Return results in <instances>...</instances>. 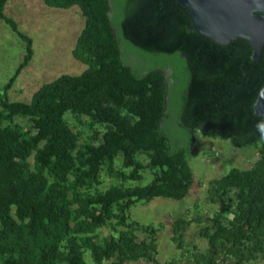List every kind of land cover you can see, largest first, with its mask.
I'll list each match as a JSON object with an SVG mask.
<instances>
[{"label":"trees","instance_id":"16d2710c","mask_svg":"<svg viewBox=\"0 0 264 264\" xmlns=\"http://www.w3.org/2000/svg\"><path fill=\"white\" fill-rule=\"evenodd\" d=\"M42 1L78 7L84 21L71 54L85 68L42 84L27 102L9 100L32 58V41L3 14L7 0H0V19L25 42L0 89V264L264 262V142L254 129L261 116L253 111L264 82V44L253 60L242 38L218 44L196 33L177 0ZM172 92L174 121L185 138L169 145L162 124L172 119L166 110ZM67 114L86 116L102 130L80 145ZM15 117L27 119L28 129ZM196 132L235 148L258 145V157L206 182L203 200L214 212L174 218L169 240L179 255L160 261L159 231L142 230L130 210L189 194L196 177L179 148L194 144ZM117 157L127 178L138 180L147 168L151 180L90 191L102 166L113 170ZM103 226L109 232L99 241Z\"/></svg>","mask_w":264,"mask_h":264},{"label":"rangeland","instance_id":"374dc122","mask_svg":"<svg viewBox=\"0 0 264 264\" xmlns=\"http://www.w3.org/2000/svg\"><path fill=\"white\" fill-rule=\"evenodd\" d=\"M2 12L14 23L17 31L24 33L32 41L31 61L16 77L8 91L9 100L27 102L42 84L52 81L61 74L76 75L84 70L85 66L71 54L84 21L77 6L62 9L47 6L42 0H7ZM24 53V41L16 35L9 24L0 19V89L13 74ZM128 64L132 65L130 62ZM181 67L175 68L179 79H183L184 76ZM177 105L176 95L172 92L170 109L169 102L166 104L167 113H172V119H164V126L162 124V132L168 134L169 145L185 138L174 121ZM66 116L72 130L77 134L80 145L90 142L88 137L102 130L99 125L92 126L86 116L77 117L71 114ZM14 121L20 123L23 129H28L27 119L15 117ZM195 136L196 141L189 148L183 146L179 148L186 153L196 177L189 194L178 201L156 198L148 203L140 202L130 210L131 218L141 223L142 230L143 227L153 226L159 231L160 261L179 255L169 240L170 223L174 218L178 216L198 218L202 214L214 212V207L207 205L203 200L206 182L224 175L233 167L248 168L258 157V145L235 148L226 138L208 137L200 132H196ZM140 160L146 162L143 156ZM120 163L121 158L117 157L111 171L104 164L99 174V183L90 191H104L111 186L119 185H143L151 180L152 176L147 168L140 170L141 176L138 180L127 178L129 169H124ZM225 216L229 215L225 213ZM142 230L135 232L144 237L148 236V233ZM108 232L107 226L99 228L96 231L98 240L102 241ZM188 241L189 238L186 242Z\"/></svg>","mask_w":264,"mask_h":264},{"label":"water","instance_id":"95a60500","mask_svg":"<svg viewBox=\"0 0 264 264\" xmlns=\"http://www.w3.org/2000/svg\"><path fill=\"white\" fill-rule=\"evenodd\" d=\"M183 5L196 33L218 44L244 39L251 59H258L264 44V0H177ZM264 89V82L259 92ZM253 103L256 116H264V99Z\"/></svg>","mask_w":264,"mask_h":264},{"label":"clouds","instance_id":"9594fccd","mask_svg":"<svg viewBox=\"0 0 264 264\" xmlns=\"http://www.w3.org/2000/svg\"><path fill=\"white\" fill-rule=\"evenodd\" d=\"M261 99H264V89L259 92L257 103ZM254 129L257 133L258 141L264 142V116H261L258 120H256Z\"/></svg>","mask_w":264,"mask_h":264},{"label":"crops","instance_id":"0c3cea01","mask_svg":"<svg viewBox=\"0 0 264 264\" xmlns=\"http://www.w3.org/2000/svg\"><path fill=\"white\" fill-rule=\"evenodd\" d=\"M24 43H25V42H24ZM30 61H31V60H30ZM30 61H29V62H30ZM28 64H29V63H28ZM26 67H27V66H26ZM26 67H25V68H26ZM23 69H24V68H23ZM23 69H22V70H23ZM22 70H21V71H22ZM19 74H20V73H19ZM11 88H12V87H11Z\"/></svg>","mask_w":264,"mask_h":264},{"label":"flooded vegetation","instance_id":"af4514ba","mask_svg":"<svg viewBox=\"0 0 264 264\" xmlns=\"http://www.w3.org/2000/svg\"><path fill=\"white\" fill-rule=\"evenodd\" d=\"M167 72H169V73H170V70H167Z\"/></svg>","mask_w":264,"mask_h":264}]
</instances>
